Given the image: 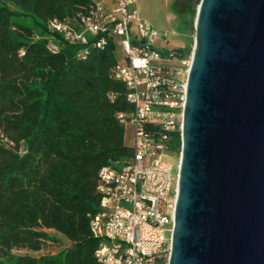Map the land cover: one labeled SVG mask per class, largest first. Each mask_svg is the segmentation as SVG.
Instances as JSON below:
<instances>
[{
	"label": "trees",
	"instance_id": "16d2710c",
	"mask_svg": "<svg viewBox=\"0 0 264 264\" xmlns=\"http://www.w3.org/2000/svg\"><path fill=\"white\" fill-rule=\"evenodd\" d=\"M201 0H178L193 18ZM91 0H0V264H97L90 229L100 171L133 156L117 114L131 111L126 85L115 79L117 48L92 49L56 35L52 19L73 21ZM10 5L21 10L13 11ZM27 17L33 25L16 18ZM191 50L178 51L186 57ZM113 95V98L111 96ZM180 154L182 137L174 135ZM58 255L16 256L57 250Z\"/></svg>",
	"mask_w": 264,
	"mask_h": 264
},
{
	"label": "water",
	"instance_id": "95a60500",
	"mask_svg": "<svg viewBox=\"0 0 264 264\" xmlns=\"http://www.w3.org/2000/svg\"><path fill=\"white\" fill-rule=\"evenodd\" d=\"M169 264H264V0H201Z\"/></svg>",
	"mask_w": 264,
	"mask_h": 264
},
{
	"label": "built area",
	"instance_id": "2783aa9c",
	"mask_svg": "<svg viewBox=\"0 0 264 264\" xmlns=\"http://www.w3.org/2000/svg\"><path fill=\"white\" fill-rule=\"evenodd\" d=\"M134 4L135 0H91L88 13L73 21L47 23L48 49L54 54L60 51V35L82 46V60L92 49L104 50L111 42L125 56V64L118 59L113 74L126 85L131 111L116 117L125 128H135L133 156L100 171L101 199L90 222L99 242L97 264H169L172 253L181 159L172 143L175 134L182 137L192 52L182 57L155 48L159 33L131 8Z\"/></svg>",
	"mask_w": 264,
	"mask_h": 264
},
{
	"label": "rangeland",
	"instance_id": "374dc122",
	"mask_svg": "<svg viewBox=\"0 0 264 264\" xmlns=\"http://www.w3.org/2000/svg\"><path fill=\"white\" fill-rule=\"evenodd\" d=\"M177 2L178 0H135V4L131 7L132 9H136L140 17L158 31L159 36L155 39L154 46L165 55L187 49L192 51L194 47L196 17L193 18L185 13L179 12ZM10 8L17 13L21 12L19 8L12 5H10ZM16 19L20 23L33 25V21L25 16ZM133 29L135 31L137 30L136 25L133 26ZM124 57L123 50L118 48L117 58L122 64H125ZM134 139L135 128L133 125L128 124L125 128L126 145L132 147L134 145ZM173 162L176 165L177 158H173ZM52 235L63 239L64 245L62 248L41 253H33L28 250L20 249L14 251V254L16 256L32 257L58 255L71 245V243L61 235Z\"/></svg>",
	"mask_w": 264,
	"mask_h": 264
}]
</instances>
